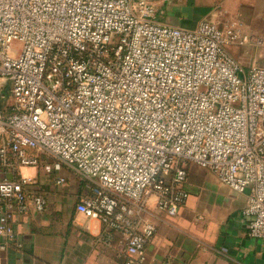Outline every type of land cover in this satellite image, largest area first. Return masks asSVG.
<instances>
[{
    "label": "built area",
    "instance_id": "1",
    "mask_svg": "<svg viewBox=\"0 0 264 264\" xmlns=\"http://www.w3.org/2000/svg\"><path fill=\"white\" fill-rule=\"evenodd\" d=\"M158 1L0 0V237L48 206L22 169L66 167L89 191L78 212L143 263L156 228L142 212L154 197L176 217L193 163L248 192L247 234L264 241V62L230 52L264 36L164 25Z\"/></svg>",
    "mask_w": 264,
    "mask_h": 264
},
{
    "label": "crops",
    "instance_id": "2",
    "mask_svg": "<svg viewBox=\"0 0 264 264\" xmlns=\"http://www.w3.org/2000/svg\"><path fill=\"white\" fill-rule=\"evenodd\" d=\"M161 24L196 29L203 21L240 27L243 34L264 36V0H159ZM245 67L264 62V50L251 44L230 48ZM46 162L47 160L44 159ZM189 201L176 217L160 212L151 197L142 219L156 232L148 243L146 259L138 264H264V241L248 236L242 215L247 193H238L213 173L189 163ZM37 178L31 190L43 194L48 206L42 213L30 209L16 219V241L0 237V264H128L127 241L117 231L77 210L89 194L86 182L64 167L22 169ZM56 177L65 182L56 183Z\"/></svg>",
    "mask_w": 264,
    "mask_h": 264
}]
</instances>
